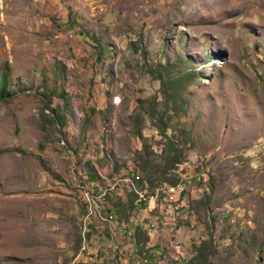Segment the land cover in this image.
Wrapping results in <instances>:
<instances>
[{
	"label": "rangeland",
	"instance_id": "1",
	"mask_svg": "<svg viewBox=\"0 0 264 264\" xmlns=\"http://www.w3.org/2000/svg\"><path fill=\"white\" fill-rule=\"evenodd\" d=\"M4 71L0 264H68L77 174L131 167L180 191L181 264H264V0H0Z\"/></svg>",
	"mask_w": 264,
	"mask_h": 264
},
{
	"label": "built area",
	"instance_id": "2",
	"mask_svg": "<svg viewBox=\"0 0 264 264\" xmlns=\"http://www.w3.org/2000/svg\"><path fill=\"white\" fill-rule=\"evenodd\" d=\"M101 171L98 167L97 172ZM116 174V188H107L98 182L90 184L83 180V173L77 174L80 191H85V201H80L83 202L82 232L79 246L68 264H90V251L97 250H105L106 264H181L189 260L193 250L187 245L188 234L183 238L181 228L191 215L188 207L182 205L176 186H164L166 193L161 188H150L134 167ZM113 194L119 198L117 207L113 205ZM89 198H98L99 223L86 218ZM126 201L131 205L122 216L119 211ZM155 243H163V250H155ZM143 246H150V253H143Z\"/></svg>",
	"mask_w": 264,
	"mask_h": 264
},
{
	"label": "trees",
	"instance_id": "3",
	"mask_svg": "<svg viewBox=\"0 0 264 264\" xmlns=\"http://www.w3.org/2000/svg\"><path fill=\"white\" fill-rule=\"evenodd\" d=\"M7 78H8V75H7V73H6V71H4L1 75H0V98H3V99H6L8 96H9V94L5 91V83H6V81H7ZM170 143V146H168V149L167 150H174L173 148V146H174V143L173 142H169ZM144 152H146L145 150H143V155H139L138 156V158H137V160L139 161L140 160V163H146V162H148V159L145 157V153ZM140 153V152H139ZM115 167H117V166H115ZM139 167H140V165H139ZM141 168V167H140ZM143 169H145V167L143 168ZM116 205H120V203L119 202H117V204ZM129 208V205H123V206H121V209H120V211H119V213H120V215H122V216H124L125 214H126V210ZM79 246V245H78ZM201 248H199L198 249V251H199V254L200 255H203V253H202V250H200ZM198 254V255H199Z\"/></svg>",
	"mask_w": 264,
	"mask_h": 264
},
{
	"label": "bare ground",
	"instance_id": "4",
	"mask_svg": "<svg viewBox=\"0 0 264 264\" xmlns=\"http://www.w3.org/2000/svg\"><path fill=\"white\" fill-rule=\"evenodd\" d=\"M104 177H106V176H104ZM108 178V177H107ZM111 178V177H110ZM108 180V179H107ZM102 185H107V188H115V186L117 185L115 182H113V183H111L109 180L108 181H105L104 180V182L103 183H101ZM80 189V188H79ZM81 192H83L82 194L84 195L83 197H84V201H85V191H81ZM83 199V198H82ZM86 203H88L89 204V207H88V209H89V211L90 212H92V209L93 210H95V214H96V206L98 205V198H89V199H87L86 200ZM96 215H98V217H99V214H96ZM101 251H103V250H97V251H95L94 253H95V255H97L99 258H101V259H103V255L104 254H100L101 253ZM105 255H106V252H105ZM94 261V260H93ZM91 264V263H90Z\"/></svg>",
	"mask_w": 264,
	"mask_h": 264
},
{
	"label": "crops",
	"instance_id": "5",
	"mask_svg": "<svg viewBox=\"0 0 264 264\" xmlns=\"http://www.w3.org/2000/svg\"><path fill=\"white\" fill-rule=\"evenodd\" d=\"M96 169H97V167H96ZM97 171V170H96ZM112 171V170H111ZM105 172H100V173H98V172H96V174H95V172H94V181L99 177V174H104ZM90 176H92V173L90 174ZM96 221L99 223V219H96ZM164 234H166V235H169V233L167 232V231H165L164 232ZM95 251H90V254H92V257H91V259H90V263L91 264H106V255H105V257H103V259H101V258H99L97 255H95V253H94ZM100 254H105V250H103V251H101V253ZM94 260V261H93Z\"/></svg>",
	"mask_w": 264,
	"mask_h": 264
}]
</instances>
